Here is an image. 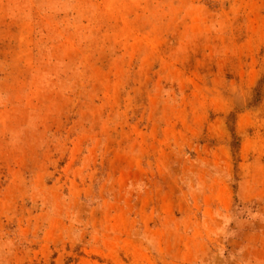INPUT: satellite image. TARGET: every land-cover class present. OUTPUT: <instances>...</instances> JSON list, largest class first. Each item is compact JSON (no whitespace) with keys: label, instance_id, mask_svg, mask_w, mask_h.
Wrapping results in <instances>:
<instances>
[{"label":"rangeland","instance_id":"1","mask_svg":"<svg viewBox=\"0 0 264 264\" xmlns=\"http://www.w3.org/2000/svg\"><path fill=\"white\" fill-rule=\"evenodd\" d=\"M0 264H264V0H0Z\"/></svg>","mask_w":264,"mask_h":264}]
</instances>
